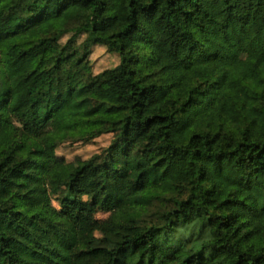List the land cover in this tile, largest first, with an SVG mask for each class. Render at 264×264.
I'll return each instance as SVG.
<instances>
[{
	"label": "trees",
	"instance_id": "16d2710c",
	"mask_svg": "<svg viewBox=\"0 0 264 264\" xmlns=\"http://www.w3.org/2000/svg\"><path fill=\"white\" fill-rule=\"evenodd\" d=\"M0 118V264H264V0H0Z\"/></svg>",
	"mask_w": 264,
	"mask_h": 264
},
{
	"label": "rangeland",
	"instance_id": "374dc122",
	"mask_svg": "<svg viewBox=\"0 0 264 264\" xmlns=\"http://www.w3.org/2000/svg\"><path fill=\"white\" fill-rule=\"evenodd\" d=\"M65 40L66 38H64L62 42ZM82 40L83 37H81L78 42L80 43ZM88 60L89 67L93 75L99 74L107 69H112L119 63L118 56L114 53L108 52L103 46L91 47ZM5 120V118H0V160L6 157L14 145L13 136L5 134L2 130V124ZM14 122L18 127V122L16 120ZM111 138V135H103L89 144H63L58 147L56 154L68 162L74 161L76 159L86 160L92 155L106 148L109 145ZM53 205L57 206L56 197L53 198ZM106 217V214L99 213L95 218L102 220Z\"/></svg>",
	"mask_w": 264,
	"mask_h": 264
}]
</instances>
